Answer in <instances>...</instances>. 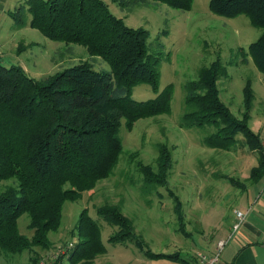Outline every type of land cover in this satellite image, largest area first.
I'll return each mask as SVG.
<instances>
[{
  "label": "trees",
  "instance_id": "trees-1",
  "mask_svg": "<svg viewBox=\"0 0 264 264\" xmlns=\"http://www.w3.org/2000/svg\"><path fill=\"white\" fill-rule=\"evenodd\" d=\"M113 1L121 7L156 2L180 11L191 10L193 2ZM208 9L226 19L245 16L252 27L261 30L248 46V55L264 77V0H209ZM7 14L17 29L29 27L51 41L84 47L89 56L104 61L108 70L79 62L36 80L19 65L0 61V185L11 182L0 188V257L25 251L34 255L35 248L48 250L52 245L49 234L61 225L64 203L79 200L113 174L123 151L120 128L131 131L140 119L169 114L172 98L171 85L158 91L159 60L147 47L148 31L128 27L102 0H24ZM26 14H30L29 21L23 18ZM222 73L219 62H213L185 87L188 109L181 125L212 127L205 143L215 150L231 149L241 134L259 152L258 164L248 178L255 185L264 177V150L247 123L251 87L247 83L244 88L245 112L239 120L220 100L216 82ZM138 85H148L156 96L134 100L132 92ZM157 162L159 172L138 163L147 186H165L169 152L163 151ZM229 181L241 190L247 187ZM174 200L179 230L184 232L181 205ZM96 214L117 228L110 243L130 241L150 258H179L147 249L120 205L100 206ZM22 215L29 218L30 237L19 231ZM100 234L97 223L83 209L71 232L77 240L68 251V264H94L105 253Z\"/></svg>",
  "mask_w": 264,
  "mask_h": 264
},
{
  "label": "rangeland",
  "instance_id": "rangeland-1",
  "mask_svg": "<svg viewBox=\"0 0 264 264\" xmlns=\"http://www.w3.org/2000/svg\"><path fill=\"white\" fill-rule=\"evenodd\" d=\"M102 1L128 27L148 31L147 47L151 56L159 60L158 91L171 85V112L140 119L131 131L122 126L118 136L123 151L113 174L93 190L83 193L79 200L64 203L61 225L57 232L49 234L51 247L48 250L35 248L34 255L28 251L4 255L0 257V264H38L55 248L72 247L77 238L72 237L71 232L83 209L99 226L105 248V253L97 256L94 264H193V255L197 258V254L202 253L198 251H206L204 239L199 236V227L203 223H196L197 217L208 215L212 216L214 224L226 223L243 194V190L233 186L229 179L244 186L251 185L248 178L251 168L258 164L259 152L251 149L241 134L236 136L231 149L215 150L205 143L212 127L186 128L181 125V120L188 109L185 87L199 78L202 69L218 61L223 69L216 82L220 100L239 120L245 112L244 88L249 83L252 99L247 123L258 135L264 150V77L248 55V46L258 39L261 30L252 27L245 16L226 19L212 14L208 9L209 0H193L189 11L156 2L121 7L113 0ZM16 3L11 1L6 7L0 1V9L5 6L8 12H13L19 6ZM0 17L3 65H19L36 80L79 62H88L95 70H108L104 61L89 56L82 46L51 41L29 27L15 29L7 13L0 12ZM23 18L29 21L30 14ZM155 96L148 85H138L132 92L136 101H147ZM163 151L170 154L165 186H147L138 163L159 172L157 161ZM10 183H1L0 188ZM263 186L264 178L257 185L261 193ZM175 198L181 205L184 232L179 230L173 209ZM107 204L120 205L135 233L152 253L176 254L179 258H150L130 241L110 243L108 239L117 228L96 214L98 207ZM238 211L244 212L234 211L235 217ZM28 222V216L22 215L18 219V228L21 234L30 237L32 232L27 228ZM236 224L237 219L231 233L220 240L232 237L239 229L234 230ZM204 231L210 237V230ZM67 256L62 264H68Z\"/></svg>",
  "mask_w": 264,
  "mask_h": 264
},
{
  "label": "crops",
  "instance_id": "crops-1",
  "mask_svg": "<svg viewBox=\"0 0 264 264\" xmlns=\"http://www.w3.org/2000/svg\"><path fill=\"white\" fill-rule=\"evenodd\" d=\"M0 1L6 7L11 1H13V4L14 2H17L16 4L20 3V0ZM5 6L0 9L1 13L8 12ZM0 19H2V17H0ZM3 48L4 44L0 40L1 63L4 57ZM259 183L260 182L255 185H247L246 189L241 191L243 194H241L242 196L237 203V207L231 210V217L226 223L214 224L212 223L214 219L212 216L208 215L197 217L199 220L196 221V223H203V225L199 227V229H201L199 236L201 239H204V243L206 244V251L203 250L204 252H198L207 255L213 253L216 242L231 233V228L236 221L234 211L244 210V212H246L244 221L222 250L218 264H264V191L261 193L257 190V185H259ZM204 229L210 230V237L205 235ZM196 260L195 254L192 258L193 264H196Z\"/></svg>",
  "mask_w": 264,
  "mask_h": 264
},
{
  "label": "built area",
  "instance_id": "built-area-1",
  "mask_svg": "<svg viewBox=\"0 0 264 264\" xmlns=\"http://www.w3.org/2000/svg\"><path fill=\"white\" fill-rule=\"evenodd\" d=\"M236 214L238 224L234 226L235 231L239 228L241 221L245 218L246 212L238 211ZM230 239L231 236L227 239L218 241L216 243L215 250L211 255L198 253L196 264H218L220 260V254ZM70 247L71 245H65L55 248L53 251L49 252L45 258L39 260L38 264H62L63 258L67 256Z\"/></svg>",
  "mask_w": 264,
  "mask_h": 264
}]
</instances>
